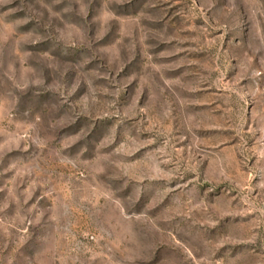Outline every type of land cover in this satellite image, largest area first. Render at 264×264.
Masks as SVG:
<instances>
[{
	"label": "rangeland",
	"instance_id": "rangeland-1",
	"mask_svg": "<svg viewBox=\"0 0 264 264\" xmlns=\"http://www.w3.org/2000/svg\"><path fill=\"white\" fill-rule=\"evenodd\" d=\"M0 264H264V0H0Z\"/></svg>",
	"mask_w": 264,
	"mask_h": 264
}]
</instances>
